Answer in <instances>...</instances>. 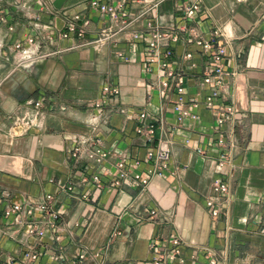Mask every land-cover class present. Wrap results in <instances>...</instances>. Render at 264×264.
Wrapping results in <instances>:
<instances>
[{
    "label": "crops",
    "instance_id": "1",
    "mask_svg": "<svg viewBox=\"0 0 264 264\" xmlns=\"http://www.w3.org/2000/svg\"><path fill=\"white\" fill-rule=\"evenodd\" d=\"M88 1L0 0V210L7 203L55 194L65 210L62 238L53 243L49 233L44 241L68 255L83 248L98 252L91 255V264H154L153 256L164 253L174 237L182 241L184 264H209L212 257L219 264H264V0H200L202 9L189 23L206 36L224 28L230 41L226 65L235 74L228 77L226 91L237 111L229 126L237 146L225 166L219 164L222 147L213 112L199 107V120L178 125L171 105L157 90L148 99L150 76L144 72L141 44L134 50L136 60L124 62L113 43L93 47L83 45L76 33L62 37L67 19L78 13L83 20L90 16ZM181 1L162 3L164 24L173 21L172 12ZM182 41L174 45L178 59L186 48ZM18 42L28 48L27 54L49 55L32 65L19 64ZM118 46L126 48V41ZM195 62L187 76L188 94L202 99L208 91L201 82L205 61L196 56ZM106 82L117 85L120 94L98 108ZM42 97V117L32 125H15L17 116L32 115V102ZM145 109L161 110L165 128H177L172 134L163 133L161 126L157 131L158 138L163 134L173 141L167 173L154 176L145 187L132 181L112 186V175L103 176L108 184L101 190L91 181L79 182L76 173L86 162L71 156L77 139L100 137L108 147H126L143 156L149 144L136 127L137 114ZM114 162L110 158L102 166L92 164L86 174L105 169L113 174ZM216 177L229 182L228 194L214 191ZM70 180L77 186L75 194L67 195L61 188ZM208 199L220 207L217 217L211 215ZM8 222L0 218L2 227L9 228ZM20 246L0 233V248L15 251ZM37 264L67 263L45 256Z\"/></svg>",
    "mask_w": 264,
    "mask_h": 264
},
{
    "label": "built area",
    "instance_id": "2",
    "mask_svg": "<svg viewBox=\"0 0 264 264\" xmlns=\"http://www.w3.org/2000/svg\"><path fill=\"white\" fill-rule=\"evenodd\" d=\"M166 0H89L85 10L90 16L83 20L81 13L66 20V30L62 37L67 38L76 33L84 39L83 45L101 47L107 43H113L116 47V55L124 62L136 60L134 54L138 44L143 46L144 72L150 76L148 82V99H152L154 90L163 97L175 114L178 125H182L187 119L199 120L196 112L199 107H204L215 115V129L217 144L222 147L219 153L220 166L228 165L231 161L230 151L237 146L234 128L229 127L237 120V111L232 101H229L226 91L227 79L235 74L227 69L229 56L228 45L230 43L224 28H215L206 36L203 33L194 32L189 23L197 19L201 11L200 0L179 2L173 10L174 19L170 23L161 21L160 7ZM177 19V21H176ZM96 23L92 28L91 23ZM92 33V39L86 36ZM185 40L182 41V39ZM126 41V48H119V43ZM186 48L180 59L175 57L174 45L181 42ZM28 43H34V38H29ZM194 44L195 49L188 48ZM22 52L19 64L32 65L44 59L49 53L27 54L28 48L18 42L15 45ZM196 56L204 59L205 65L201 75V82L208 91L202 99L188 94L187 76L189 71L197 67ZM103 97L96 102V107L102 108L110 104L112 99L120 94L117 85L106 82L103 87ZM45 97L33 101L34 111L30 117L17 116L15 125H32L35 120L43 115ZM127 113L126 109L121 110ZM139 123L136 133L148 143L143 156L132 154L126 147L113 145L108 147L100 137L79 138L72 148L71 156L75 160L85 161L86 166L76 173L79 182H93L99 190L107 186L103 176L112 175L110 185L118 187L127 181L147 186L154 176H163L171 165L173 141L162 134L157 137L160 126L163 133L172 134L177 128L172 126L170 130L165 128L166 118L163 112L142 110L137 114ZM104 116V122H107ZM188 143L189 140L187 139ZM197 151L203 153L201 147ZM110 158H115V171L111 174L107 169L103 173L95 172L91 176L86 174L90 165H104ZM145 166L142 170L141 166ZM77 182L70 180L62 186L67 195L75 194ZM214 191L224 196L230 192V184L222 177H216L213 182ZM3 193H0V196ZM207 205L212 216L217 217L220 207L213 199H208ZM152 215H157L153 209ZM65 210L57 205L55 194H45L39 200L24 199L19 202L7 203L0 210V218L11 219L9 228L0 225V233L10 239L16 240L21 246L15 251H6L0 248V264H37L45 256L51 257L58 263L67 264H91V255L98 256V252L91 254L87 249H79L74 255L59 252L57 248L48 246L44 241L49 233L52 234L53 243L60 242L61 229ZM182 241L174 237L170 241V247L164 253H156L153 256L154 264H173L179 261L184 264L182 256ZM155 241H151V247H155ZM209 264H219L216 258H211Z\"/></svg>",
    "mask_w": 264,
    "mask_h": 264
}]
</instances>
